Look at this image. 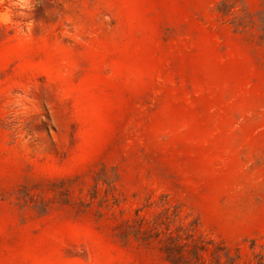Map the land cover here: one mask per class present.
Here are the masks:
<instances>
[{"label":"rangeland","instance_id":"374dc122","mask_svg":"<svg viewBox=\"0 0 264 264\" xmlns=\"http://www.w3.org/2000/svg\"><path fill=\"white\" fill-rule=\"evenodd\" d=\"M0 264H264V0H0Z\"/></svg>","mask_w":264,"mask_h":264}]
</instances>
